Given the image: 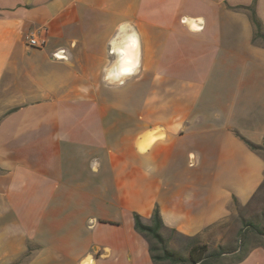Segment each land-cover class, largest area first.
<instances>
[{
  "label": "crops",
  "instance_id": "obj_1",
  "mask_svg": "<svg viewBox=\"0 0 264 264\" xmlns=\"http://www.w3.org/2000/svg\"><path fill=\"white\" fill-rule=\"evenodd\" d=\"M252 11L264 33V0H0V264H168L134 215L201 238L250 202L264 183V149L245 142L264 145ZM130 33L135 73L106 79ZM245 243L220 264H264V237Z\"/></svg>",
  "mask_w": 264,
  "mask_h": 264
},
{
  "label": "trees",
  "instance_id": "obj_2",
  "mask_svg": "<svg viewBox=\"0 0 264 264\" xmlns=\"http://www.w3.org/2000/svg\"><path fill=\"white\" fill-rule=\"evenodd\" d=\"M252 19L256 27V36L264 38L262 26L256 18L254 11H252ZM245 142L252 150L255 151L264 148V145L258 146L249 141ZM261 188L262 185L260 186L258 191ZM134 221L136 230L142 233L148 239L151 257L155 263L163 261L167 262L168 264H220L223 258L233 256L235 253H238L241 250H244V253H246L247 248L245 242L249 236L256 235L264 237V229L262 227L256 226L252 221H243V226L237 233V244L234 248H224L222 246H219L214 250H210L207 244L199 241L198 236H183V238H185L189 243V247L187 250V255L182 256L180 253L168 249L166 239L162 234H160L159 230L162 227V222L159 216L158 209H155L152 214V225L143 224L138 215H134Z\"/></svg>",
  "mask_w": 264,
  "mask_h": 264
},
{
  "label": "rangeland",
  "instance_id": "obj_3",
  "mask_svg": "<svg viewBox=\"0 0 264 264\" xmlns=\"http://www.w3.org/2000/svg\"><path fill=\"white\" fill-rule=\"evenodd\" d=\"M243 221H252L256 226L264 229V183L249 203L236 206L234 212L224 221L206 230L202 236L203 239L199 237V241L207 244L210 250L219 246L234 248L237 244V233L243 226ZM164 235L168 249L182 256L187 255L189 243L185 238L169 231H166Z\"/></svg>",
  "mask_w": 264,
  "mask_h": 264
},
{
  "label": "bare ground",
  "instance_id": "obj_4",
  "mask_svg": "<svg viewBox=\"0 0 264 264\" xmlns=\"http://www.w3.org/2000/svg\"><path fill=\"white\" fill-rule=\"evenodd\" d=\"M113 50L118 55V57L115 64L112 67L119 66V63L122 61H131L133 64L138 65V40L134 33H130L128 35L126 34V36H124L123 42L119 40H115L113 42ZM136 69L137 67L134 69V73ZM125 77L126 76H121L118 79H113V80H117L118 82L121 83Z\"/></svg>",
  "mask_w": 264,
  "mask_h": 264
},
{
  "label": "clouds",
  "instance_id": "obj_5",
  "mask_svg": "<svg viewBox=\"0 0 264 264\" xmlns=\"http://www.w3.org/2000/svg\"><path fill=\"white\" fill-rule=\"evenodd\" d=\"M136 67L138 65L133 64L131 61H122L119 63V66H114L108 70L106 79H118L121 76L133 75Z\"/></svg>",
  "mask_w": 264,
  "mask_h": 264
},
{
  "label": "built area",
  "instance_id": "obj_6",
  "mask_svg": "<svg viewBox=\"0 0 264 264\" xmlns=\"http://www.w3.org/2000/svg\"><path fill=\"white\" fill-rule=\"evenodd\" d=\"M27 43L30 47L40 48L42 46V41L38 40L35 34H31L28 36Z\"/></svg>",
  "mask_w": 264,
  "mask_h": 264
}]
</instances>
